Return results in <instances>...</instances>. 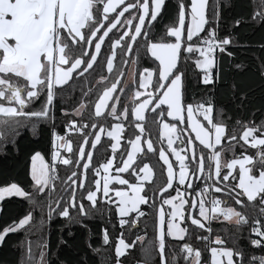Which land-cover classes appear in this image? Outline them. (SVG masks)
Returning a JSON list of instances; mask_svg holds the SVG:
<instances>
[{"label": "snow or ice", "instance_id": "6c2138e0", "mask_svg": "<svg viewBox=\"0 0 264 264\" xmlns=\"http://www.w3.org/2000/svg\"><path fill=\"white\" fill-rule=\"evenodd\" d=\"M167 8L168 0H0V139L7 140L11 136L15 143L18 130L25 124L36 129L41 123L52 122L51 164L46 163L41 152L37 151L31 156L29 175L33 183L30 189L26 190L17 182L5 181L0 186V213L4 211L3 201L13 196L28 201L30 205L19 219L13 218L0 226V244L10 233L23 230L26 237L31 234L27 229L37 223L35 210L43 209V198L46 197V213L42 211L39 221L41 230L46 226L45 220L50 221L56 214L86 228L84 219L105 214L111 218L114 208L121 228V235L115 242V264H125L122 258H126L137 243L141 254L137 264H155L157 255L159 264H179L181 259L184 264H264V254L257 256L247 250L260 249L264 253V121L253 126L250 121L237 119L229 133L227 122L222 118L224 109H216L214 97L202 98L195 103L184 102L186 72L180 70L182 54H199L194 64L203 73L200 82L204 85H215L220 79L217 52L228 57L233 55L228 51L232 38H221L218 34L221 21L219 0H211V4L209 0H174L169 23L157 35L153 29ZM250 19L264 25V0L254 4ZM240 23L241 19L235 21L236 25ZM141 49L154 57L153 64L158 62L157 67L137 68ZM118 51L119 63L116 64ZM134 51L136 55H133ZM105 62L109 73L118 74L110 85L109 77L99 76V83L104 87L93 105L94 89L99 87V83L92 84L87 77L97 64L103 68ZM129 62L133 73L138 74V87L146 89L145 93L135 90V80H123V65ZM213 69L217 71L214 73ZM261 78L264 79V63L261 64ZM78 81L81 82L78 102L69 113L61 99L59 111L63 116L79 117L80 121L68 120L64 124L65 135L60 136L55 127L56 101L66 94L68 99L77 101L73 93ZM122 83H130L134 89L132 98L140 101L136 103L134 99L130 109L140 134L128 141L131 147L127 149L126 157L121 151L122 163L117 162L112 176L109 175L113 167L112 157L98 167H92L91 161L94 159L93 149L101 141L103 132L111 137L114 155L120 147L119 137L124 131L122 122L112 124L108 131L103 123L97 121L107 117L119 121L121 117H128L127 103L123 110L118 109V102L122 99L119 93L126 91ZM69 88L72 91L66 93ZM236 90L233 83V93ZM235 98L233 95V100ZM244 99L246 93L242 92L241 102ZM161 106H166L167 116L173 122H163ZM146 109L154 115L160 111L156 117L160 121V137L162 140L167 137V148L161 144L158 149L166 182L158 189L153 188L155 195L152 197H149L146 183L154 181V169L144 163L137 170L134 163L142 151L141 143L147 145L148 153L156 155L157 152L153 141L142 140ZM86 111L92 112L88 121L84 120ZM197 117H202L207 125ZM89 127L99 128V131L89 132ZM70 130L80 133L83 139L78 143V151L67 138ZM222 139L227 141L226 147L222 145ZM240 141L243 144H239ZM86 144L91 147L86 148ZM181 144L185 147H179ZM237 144L241 148L239 156L234 153ZM217 146H220L219 150ZM58 148H64L69 156H62ZM249 148L256 150L255 155L245 154ZM167 153L174 157L175 164ZM226 153H233L234 158L223 159ZM57 164L68 167L82 165L83 170L74 169L61 180ZM176 165L178 173L174 171ZM237 165L239 179L233 184L231 181L236 178L232 170ZM222 169H227V172H222ZM86 171L95 173L91 184L87 182ZM123 173L134 177L135 182L130 183L129 179L123 178ZM112 181L121 187H110ZM57 182L60 183L59 192ZM124 185L130 191L124 190ZM169 189H174L176 195H171ZM216 194H222L225 199ZM157 197L162 200V205H170L172 210L166 213L162 206L156 209L154 239L145 242L146 236L138 233L134 239L129 235L130 242H126L123 230L127 228L131 234L139 228L140 219L146 216L139 206L151 201L156 207ZM228 200L234 201L240 209L252 206V214L233 206L221 207ZM186 205L190 207L186 208ZM197 208L198 213L193 211ZM220 217L228 222L225 232L232 242L231 247L221 235L213 237L211 224ZM181 221L185 226H181ZM245 228L248 230L247 247L239 245ZM102 232L103 244L108 245V230L105 228ZM192 233L196 243L204 242L203 249L196 247L191 239L186 241L185 238L191 237ZM166 238L177 241L176 247L166 243ZM64 242L61 238L60 243ZM36 247L38 255L32 241H28L27 259L22 253L21 264H50L47 241ZM112 259L111 256L106 257L104 264H112Z\"/></svg>", "mask_w": 264, "mask_h": 264}, {"label": "trees", "instance_id": "16d2710c", "mask_svg": "<svg viewBox=\"0 0 264 264\" xmlns=\"http://www.w3.org/2000/svg\"><path fill=\"white\" fill-rule=\"evenodd\" d=\"M257 2L258 0H219L221 21L218 34L221 38L224 36H230L232 38V43L228 46V51L232 52L233 55L228 57L227 55H220L217 52L216 56L220 79L215 85H204L200 82V77L203 73L197 69L194 64L195 59L199 56L198 53H193L192 55L182 54L180 58V70L186 72L184 81L186 85L185 104L199 102L202 98L207 99L214 97L216 109H224L222 118L227 122L229 133L237 119L250 121L253 123V126L259 125L261 121H264V79L261 78V64L264 63V48L261 47V45H264V25L255 23L250 19L254 10V4ZM173 3L174 0H168V8L164 11L161 20L156 23V27L153 31L156 32L157 35L164 31L165 26L169 23V15ZM209 3L211 4V0H209ZM237 19H241L239 25L235 24ZM137 47H139V45H137ZM105 51H107V47H105ZM133 55H136L135 51ZM153 60L154 58L151 57L150 54H146L145 50L141 49L137 68L142 70L143 68L157 67L158 62L154 65ZM118 63L119 51L117 53L116 64ZM116 64H114V68ZM237 65H239V67H237ZM130 66H132L131 62L127 65H123V80ZM216 71L217 69H213L214 73ZM115 74H118V72ZM115 74L107 71L105 62L103 68L97 64L94 72H90L87 79L91 81L92 84H98L99 76L104 75L110 78V85V83L115 80ZM133 80L136 81L135 90H139L138 74L133 73ZM80 83L79 81L77 82L76 91L73 93V95L77 97V101L68 99L67 94L63 98L58 97L56 101L57 119L55 121V127L60 136L65 135L64 124H66L68 120L76 119L80 121L79 117H75L71 114L63 116L59 111L61 99H63L64 107L71 113L72 108L75 106V103L78 102V98L81 95L79 88ZM233 83H235L237 89L235 93L232 91ZM121 86L124 87L126 91L119 93L122 99L118 102V109L123 110L124 104L127 103L129 109L128 117H121L119 121L112 117L97 121L98 123H103L106 129H109L112 124L116 122H122L123 124L124 131L121 132L120 147H118L116 154H113L114 165H117L118 161L121 162L120 153L122 150L123 155H126L127 149L130 146L128 141L134 139L135 135L140 134L139 130L135 128V123L133 122L134 118L130 115V109L134 103V99L136 103L139 102V99L132 98L134 89L133 86H130V83H122ZM103 87L104 84L99 83V87L94 89L95 95L92 97L93 105L95 98L98 97ZM71 91V88L66 89V93ZM242 92L246 93V99L241 102L240 94ZM233 95L236 97L235 100H233ZM161 111H163L164 121L168 123L173 122L172 119L167 116L165 106H161ZM90 115H92V112L86 111L84 113V120L88 121ZM159 115L160 111H157L154 115L150 110H146V119L142 125L145 128L142 140L150 139L153 141L157 150L156 155L148 153L147 148L142 143V151L137 155V161L134 162L137 165V170L139 167H142L144 163H148L155 171L154 181L151 184L146 183L149 197L155 195V193H153V188L158 189L159 186H162L166 182V175L165 172L162 173V162L159 161L158 156V149L161 144L166 147L164 140L160 137V121L156 119ZM213 119L215 120V112L213 113ZM176 123L179 124L178 121ZM51 124L52 122L49 120L47 123L39 124L36 129H32L31 124H25L18 130L19 134L15 137V143H13L11 136H9L7 140L0 139V186H3V183L7 181L17 182L26 190L31 188L33 182L29 175V164L32 154L39 151L48 163L51 160ZM98 130L99 128L91 129L89 127V132L94 133ZM67 138L71 140L72 146L78 151V143L83 142L80 133L70 130L68 131ZM111 143V138L102 133L101 141L96 148L93 149L94 159L91 161L92 167H98L100 163H105L107 158L112 155ZM239 144H243V141H240ZM239 144L234 148V153L237 156L241 154ZM222 145L226 147L227 141L222 139ZM183 146L185 145H179V147ZM85 147L88 148L91 146L90 144H86ZM245 147L247 148L248 146L246 145ZM219 149L220 146H217V150ZM255 151V149L249 148L248 152L245 154L255 155ZM62 153L66 158L69 156L68 152ZM205 154H207V150H205ZM232 158H234L233 153H226L223 155V159ZM81 167L82 165L73 164L72 167H68L57 164L58 175L61 180H63L72 170H81ZM205 171H208L207 162ZM222 172L226 173L227 169H222ZM123 175L126 179H129L130 183L135 182V178L129 176V174L123 173ZM233 175L237 179V169L233 172ZM86 176L88 184H91L95 173L86 171ZM236 179L231 182L235 184ZM196 183L199 184L200 181H196ZM56 188L57 192H59V182H57ZM169 192L173 195L175 190L169 189ZM43 199L45 201L43 209L37 208L35 210L37 223L32 228L27 229L31 234L26 237L25 231L23 230L10 233L7 235L4 242L0 244V264H21L22 253L23 258L26 260L27 244L29 240L32 241L34 251H36L37 255L38 248L36 246L42 244L45 240L47 241V259L50 264H104L105 258L109 256L113 258L112 264H115L114 248L116 238L121 235V228L114 208L112 209L111 218L105 214L103 217L95 216L91 219H84L83 224L87 225L86 228L81 227L80 223L75 221L70 222L56 214L50 221L45 220L46 226L41 230L39 227L41 213L42 211L46 213V197ZM244 199L246 200V198ZM160 204H162V200L157 197L156 207L153 206L151 201L147 205H140V209L146 213V216L140 219L139 228L131 234H129L127 228L123 230L126 242H130L128 239L129 235L134 239L138 233L146 236L145 242L154 239V217L156 209ZM189 206L190 205H186L185 207L188 208ZM223 206H233L238 210H243L252 214V206L240 209V206L235 205L232 200H228L227 204H223ZM53 207H55V205H53ZM29 208V202L22 198L15 196L6 198L3 201L4 211L0 213V226L6 222H11L13 218L19 219ZM193 211L196 212V209ZM129 215L135 216L134 213H130ZM109 219L111 220L110 223ZM181 224L185 226L183 221ZM188 224L190 225L189 221ZM211 227L213 229V237L219 234L228 241L227 246H233L231 240H228V236L225 232V228L228 227V222L215 221L212 222ZM105 228L108 230L110 237V243L108 245L103 244L102 229ZM232 231H235V229H232ZM204 234L207 235V233ZM247 236L248 230L245 228L243 238L239 239L240 246L247 247ZM61 238L65 241L64 243H60ZM185 239L186 241L191 239V242L195 244L196 247L201 249L204 248L203 241L196 243L194 233H192L191 237H186ZM21 242L24 244L23 249L21 248ZM166 243L171 244L173 247L177 245V241L171 238H166ZM89 244H91V248ZM95 249H99V251L95 252ZM247 250L250 254H255L257 256L264 254L260 249L248 248ZM129 253L130 254L126 258H122L125 260V264H137V262L141 260L140 244L137 243L135 249L129 250ZM207 255L208 254L205 253V256ZM155 264H159L158 255L156 256ZM179 264H184L182 259Z\"/></svg>", "mask_w": 264, "mask_h": 264}, {"label": "rangeland", "instance_id": "374dc122", "mask_svg": "<svg viewBox=\"0 0 264 264\" xmlns=\"http://www.w3.org/2000/svg\"><path fill=\"white\" fill-rule=\"evenodd\" d=\"M199 55V54H198ZM124 80H126V81H129V82H131L132 80H133V71H132V66H130L129 67V69H128V71H127V73H126V75H125V78H124ZM138 91H140V92H142V93H145L147 90L146 89H139ZM140 102V101H139ZM198 119H200L201 120V122L202 123H204L205 125H206V121H203V119H202V117H197ZM172 119V118H171ZM186 121H187V117H186V113H185V123H186ZM164 123H168V122H166V121H163ZM116 123H118V122H116ZM108 131H110L111 130V127L109 128V129H107ZM99 131V130H98ZM188 131H190V129L188 130ZM103 134L105 135V136H107V134H106V132H103ZM109 137V136H108ZM111 138V137H110ZM192 138L194 139V134L192 135ZM135 139V138H134ZM120 140H121V134H120V137H119V143H120ZM164 142H165V144H166V147H165V149L167 148V137H165L164 139ZM198 143V142H197ZM58 144H59V141H58ZM145 145V147L147 148V145L146 144H144ZM91 146V145H90ZM175 146V145H174ZM131 147V145L129 146V148ZM140 147H141V149H142V147H143V145H142V143L140 144ZM185 146H183V147H181V148H184ZM118 149V148H117ZM60 153H61V155L62 156H64L65 157V155L62 153V152H67L64 148H58L57 149ZM112 150V149H111ZM139 154V153H138ZM137 154V155H138ZM168 155H169V158H170V160L171 161H173L174 162V164H175V161H174V157H172L171 156V154L170 153H167ZM126 155H127V153H126ZM126 155H125V157H126ZM43 156V155H42ZM110 157H112L113 158V167L109 170V175H112V176H114L115 175V167L117 166V165H114V157H113V152H112V155L110 156ZM66 158V157H65ZM86 158V157H85ZM45 159V158H44ZM45 162L46 163H48L46 160H45ZM162 162V161H161ZM38 163V162H37ZM106 163V162H105ZM121 163H122V161H121ZM49 164V163H48ZM31 166H32V160H31V158H30V164H29V173H30V169H31ZM82 168V167H81ZM237 169V179H236V183L238 182V179H239V165H237L232 171L234 172L235 170ZM81 170H83V169H81ZM213 170H214V165H213ZM100 171H101V174H103V170L102 169H100ZM174 171H176L177 173H178V171H179V168H178V165H176L175 167H174ZM122 175V177L123 178H125L124 177V175L123 174H121ZM165 175H166V172H165ZM126 179V178H125ZM131 183H134V182H131ZM110 187H116V188H120L121 186L119 185V184H117L115 181H112L111 182V184H110ZM123 188H124V190H126V191H130L129 189H128V187H127V185H124L123 186ZM237 191H239V189H237ZM114 195V194H113ZM176 195V193H174L173 194V196H175ZM163 207L164 208V210H165V212L167 213V212H170L172 209H171V206L170 205H162V204H160L157 208H159V207ZM140 207V206H139ZM190 207V206H189ZM196 212L198 213V208L196 209ZM130 214V213H129ZM182 222V221H181ZM190 222V221H189ZM181 226H182V224H181ZM165 230H166V225H165Z\"/></svg>", "mask_w": 264, "mask_h": 264}, {"label": "built area", "instance_id": "2783aa9c", "mask_svg": "<svg viewBox=\"0 0 264 264\" xmlns=\"http://www.w3.org/2000/svg\"><path fill=\"white\" fill-rule=\"evenodd\" d=\"M50 159H51V157H50ZM49 164H51V160H50V162H49ZM220 199H224L223 198V196H222V194H216ZM211 207V205H209V208ZM221 207H224L223 206V204L221 205ZM215 221H223V218L222 217H220L218 220H214L213 222H215ZM203 246H204V242H203Z\"/></svg>", "mask_w": 264, "mask_h": 264}, {"label": "crops", "instance_id": "0c3cea01", "mask_svg": "<svg viewBox=\"0 0 264 264\" xmlns=\"http://www.w3.org/2000/svg\"><path fill=\"white\" fill-rule=\"evenodd\" d=\"M154 58V57H153ZM166 107V106H165ZM147 110V109H146ZM146 112V111H145ZM169 118H171V117H169ZM206 125H207V122H206Z\"/></svg>", "mask_w": 264, "mask_h": 264}]
</instances>
